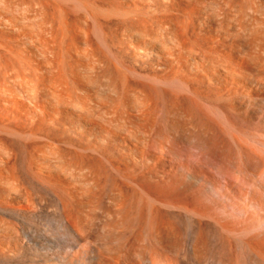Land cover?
Masks as SVG:
<instances>
[{
    "label": "bare ground",
    "instance_id": "obj_1",
    "mask_svg": "<svg viewBox=\"0 0 264 264\" xmlns=\"http://www.w3.org/2000/svg\"><path fill=\"white\" fill-rule=\"evenodd\" d=\"M165 1L0 126V264H264V0Z\"/></svg>",
    "mask_w": 264,
    "mask_h": 264
},
{
    "label": "rangeland",
    "instance_id": "obj_2",
    "mask_svg": "<svg viewBox=\"0 0 264 264\" xmlns=\"http://www.w3.org/2000/svg\"><path fill=\"white\" fill-rule=\"evenodd\" d=\"M124 1L126 2L124 3ZM124 1L123 0H116V1L114 0H0V124L2 122L0 126L7 125L6 122H8V126L9 125L17 126V124H19V126L17 127H24V125L21 126V124L24 121H26V123L25 122L24 123L25 126L28 127L30 126V123L28 122L30 119H32L30 121L32 122L35 120V119L33 120V118L38 117L43 112L48 110L53 111L55 109L56 102L54 104V100H52L51 98L55 97L54 92H56V90L53 89V87L56 88V86H54L57 83L55 79L57 76L59 77V72L61 71V70L59 71V69L57 70L58 62L61 63V66L64 65L65 58L67 57L66 60L67 64H65V67L67 65L66 68L67 70H69V67H71L72 63H74L73 61L76 55V52L72 53L75 50V46H76L75 44H79L80 46L84 47L87 43V41L86 42L82 41V39L84 40V36L87 37L89 35L90 40H88L87 38H85V40H88L89 45L96 46L95 48L97 49L100 43L97 42V40L94 38L93 32L95 31L100 32L101 29L103 33L107 32L110 36L113 34L121 35L120 32H122L123 34L124 31L128 32V29H131L132 31L133 26L130 21L132 22L134 21L133 18L130 19L129 16L132 13L131 14L132 17L135 11L132 12L131 9L134 10L136 9L137 11L135 12L136 17L135 15L133 17L136 18V19L134 18L136 21L140 20L139 25L142 28L143 27L142 21H144V18H146L145 21L148 20V16L149 19L153 18V16L150 15H153V12L155 11V8L153 7H155L156 3L166 2L165 0L164 1L163 0H153V1L124 0ZM127 1L129 2L128 5H126L127 6L126 7L125 4L127 3ZM151 1L152 3H150ZM176 1L181 4V7H183L184 4L186 5L185 6L186 8L189 7L188 10L191 11L190 13H193L195 11V13L197 14L199 13L201 7L200 4L202 3L201 1L198 0H195L196 2H194V0H192V2L191 0L190 1L176 0ZM197 2H199L200 4ZM187 3L189 5H187ZM190 3H193V6L191 5L193 9L190 7ZM138 4L139 5L141 4L140 5L141 7H139ZM197 4H199V7L197 6ZM123 6H125L126 8ZM137 6L139 7V9L136 8ZM148 8L151 10H149V12L145 11V15H144L143 13L144 9L148 10ZM152 8L154 10H152ZM186 8H184L185 10L183 9L184 12L186 11V13H189L187 12ZM138 10L143 11V12L140 11L143 14L141 15V13ZM197 10L198 12H196ZM136 13L139 14L140 19L137 18L138 15ZM149 13L150 15H147ZM186 13L181 14L182 16L184 15L185 17L183 16L181 19L180 16L179 21L183 22L186 19L187 16ZM95 19L97 22L95 25L96 27L93 26L94 23L92 22V20ZM128 19H130V21ZM154 19L155 18H153L152 20ZM135 23L136 22H134V25ZM146 24L143 25H145L146 27L147 26ZM153 24L155 25L154 27H156V22L152 23L151 25ZM151 25L148 24V26ZM140 26L138 28H140ZM97 27L100 29H97ZM141 28L140 29L135 28L136 29L135 32L138 31L141 32ZM147 28L145 29L144 32H147ZM151 29L149 33L151 32ZM105 35L107 37V34ZM107 42H111V40L110 41L108 40ZM115 44L113 43L112 45L115 46ZM79 45H77L78 48H76L77 49L76 51H81L82 48L79 49L80 48ZM92 46L90 47L92 48ZM109 46L111 47V44H109ZM99 47L101 49L100 50L101 52L99 51V49H97L98 52L97 51L95 52L98 53V55L99 53H103L102 55L103 58H101V54L99 55V58L102 59V62L100 63L101 66V64L106 60L105 57L108 59L109 55L107 53H104L106 51L101 45ZM85 48L88 49V46L84 47L83 49ZM70 54L72 55L70 56ZM104 54H106L107 56H104ZM63 56H65V58ZM109 59L111 58L109 57ZM62 60L64 61L62 62ZM107 61L105 62L108 63ZM68 62L71 65L68 66ZM106 63H104V65ZM108 64H106L107 67L104 68V71L106 72V73L104 72V75H103V71H101L102 72L101 74L104 77L107 73H109L107 71L112 69V65L111 64L108 65ZM61 66L58 68H61ZM109 66L111 67L110 69H108ZM65 67L62 66V70ZM67 70L65 71L67 72ZM102 75H100L99 77L100 78L102 77L101 79L104 80V77ZM109 75L107 74V77H109ZM113 75L115 76V74ZM109 78H111V76ZM109 78L106 79L105 77L106 81L109 80ZM50 83H52L51 85L53 86H50ZM45 86L46 87L48 86L49 88L51 87V89H47L48 87L45 88V91L47 89L46 92L49 93L52 90L54 91L52 92L51 97L50 95L49 96L47 95L48 93L46 95L43 93V88ZM45 97L48 98L46 99ZM42 98H44V100ZM50 101L51 103L53 101V103L51 104ZM55 101H56V97H55ZM39 108L41 109V111H39ZM23 112L25 114H22ZM9 113L12 114L15 113L14 117L15 118L18 117L17 118L18 120L22 118V120L16 121V123L14 122L13 124L14 117H12L13 116L12 114H11L12 116L9 115V117L7 118L6 117L2 118L3 115L6 114L5 116H8L7 114ZM35 113L38 114L35 115ZM8 118L9 120L12 118L11 124H9L10 122L6 120ZM3 119L5 120L4 122Z\"/></svg>",
    "mask_w": 264,
    "mask_h": 264
}]
</instances>
